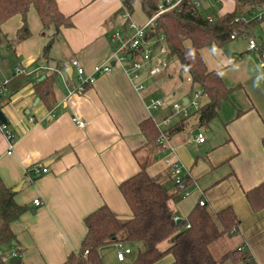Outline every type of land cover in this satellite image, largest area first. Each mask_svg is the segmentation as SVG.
Wrapping results in <instances>:
<instances>
[{
    "label": "crops",
    "instance_id": "0c3cea01",
    "mask_svg": "<svg viewBox=\"0 0 264 264\" xmlns=\"http://www.w3.org/2000/svg\"><path fill=\"white\" fill-rule=\"evenodd\" d=\"M56 1L72 25L61 29L49 60L43 58V48L53 32H43L33 8L27 14L30 36L26 40L15 42L23 27L21 15L2 25L11 45L0 47L5 57L0 61V86L14 76L16 68L24 74L2 111L17 142L8 155L9 144L0 128V178L13 192L21 187L14 192L15 201L28 207L11 224L17 245L8 250L7 264H63L79 253L87 234L85 219L102 206L119 218H130L132 213L119 187L138 174L143 163L150 178L171 195L168 208L176 221L186 219L200 201L212 213L229 207L234 210L239 226L211 244L215 259L241 250L253 264H264V210L254 212L246 197L264 183V59L260 54L264 21L249 36L232 39L226 47L202 50L208 69L217 70L225 86L232 89L217 117L202 126L192 108H188V119L172 109L174 103L186 104L199 89L183 80L187 75L180 74L179 62L157 78L140 79L138 83L145 89L139 92L129 75V63L111 61L117 48L113 36L118 32L125 38L133 35L119 16L123 0ZM204 1L206 18L239 15L238 0ZM244 17L248 19V15ZM249 38L256 39L260 51L248 50ZM75 59L87 74L96 66L110 64L114 69L96 76L84 93H73L78 80L71 65ZM59 64L64 68L59 69ZM46 80L51 81L52 90L48 100L35 90ZM151 99L166 102L164 117L160 111L149 110ZM202 103H207L206 95ZM166 118H170L169 127L161 125ZM76 119L84 122V127H78ZM149 120L160 134L152 143L147 142L141 127ZM199 128L205 134L201 145L195 139ZM164 133L166 139L159 143ZM175 161L183 165L188 196L178 190L172 177L170 167ZM37 164L47 167V173H37ZM36 199L39 206L34 204ZM120 246L131 250L124 261L117 257ZM171 246L169 239L158 249L165 251ZM143 249L142 243L123 242L99 248L98 255L102 264H132ZM14 256L19 263L10 262ZM173 261L169 254L155 264Z\"/></svg>",
    "mask_w": 264,
    "mask_h": 264
},
{
    "label": "trees",
    "instance_id": "16d2710c",
    "mask_svg": "<svg viewBox=\"0 0 264 264\" xmlns=\"http://www.w3.org/2000/svg\"><path fill=\"white\" fill-rule=\"evenodd\" d=\"M160 1L123 0V3L131 15L134 13V5L139 3L149 20L159 11ZM238 2L241 6L240 16L228 14L209 22L194 6V0H184L178 9L159 16L155 26L147 33V38L156 42L161 36L165 37L170 54L179 62L180 74L189 76L193 85L198 84L206 95L207 103L195 113L202 126L217 117L221 104L231 96L232 91L225 86L217 70L215 72L208 69L202 50L214 46L226 47L232 41L234 32L238 37L249 36L250 31L259 24L246 22L244 15L250 6L242 1ZM31 8L38 13L43 32H53L43 48V58L49 60V53L55 40L60 37L61 29L72 25L70 17L61 12L56 0H0V47L3 44L11 45L2 31V25L17 15L23 17V27L18 31L15 42L29 38L27 14ZM237 17L242 19L237 22ZM260 54L262 57L263 52ZM58 68L64 67L59 64ZM22 77L21 74H14L7 86L8 93H0L1 111L12 100L16 92L14 88H18L19 79ZM50 88L49 80L35 86V90L45 100L52 94ZM141 127L147 142L152 143L159 138V131L150 120L142 123ZM262 144L264 147V137ZM119 189L132 216L128 219L119 218L107 206L89 214L85 219L87 234L79 253L71 255L63 264H102L98 255L99 248L123 242L144 245V249L138 252L132 264H155L169 254L174 258L172 264H226L229 261L253 264L249 254L241 250L228 252L220 259H215L211 254V244L239 226V220L231 207L212 213L199 203L186 219L177 224L178 221L168 208L171 195L150 178L144 163L141 171L122 182ZM15 194L0 178V264H7L8 250H13V245H17L11 224L28 209L15 201ZM246 197L254 212L264 210V183L247 192ZM169 239L172 240V246L160 251L158 245Z\"/></svg>",
    "mask_w": 264,
    "mask_h": 264
},
{
    "label": "built area",
    "instance_id": "2783aa9c",
    "mask_svg": "<svg viewBox=\"0 0 264 264\" xmlns=\"http://www.w3.org/2000/svg\"><path fill=\"white\" fill-rule=\"evenodd\" d=\"M183 1L184 0H161L159 5V11L151 19H149L144 26H138L135 22H133L132 15L129 13L128 10H126L124 3H122V8L119 13V16L121 17V19L126 21L127 27L133 31V35L130 38H125V35L122 32H118L113 36L112 41L114 44H118V47L116 48V52L112 55L111 61L114 60L115 63H119L121 65L123 63H129V66L131 67L130 73L128 70L127 71L131 77V80L135 84L136 90L139 92L145 89V85L142 82L138 83L140 79H143L145 77L155 78L168 71L174 65L178 64L177 58L170 54V51L165 44V37L161 36L158 39V42H156L155 40L148 39L147 33L152 27L155 26L156 19L159 18V16L174 9H178ZM239 1L247 3L250 6V9L246 14L248 15V19L247 17H244L246 19V22L250 21L261 23L264 21V0ZM200 5L201 0H194V6L196 8L199 9ZM207 19L209 20V22H214L216 20L213 17H208ZM241 19V17H237L236 21L238 22ZM231 38L234 40L238 38V35L234 32ZM260 48L261 47L257 43L256 39L249 38V51H258L260 50ZM262 52V58L264 59V47L262 48ZM130 55L131 58H129ZM71 65L73 68L76 69L78 75L77 85L75 86L74 91H72L73 93L77 94L84 93L89 86L93 85L96 81V76L110 74L114 69V67L110 64L106 66H96L92 73L87 74L78 60H73L71 62ZM56 72H58V70ZM20 74L22 75L24 74V72L16 68L15 75L18 76ZM183 80L193 85V81L189 76H187V78L185 77V79ZM9 83L10 79L4 80L3 84L0 86L1 94L8 93L7 86ZM195 86L199 89L193 91L192 98L187 99L186 104L174 103L172 105L174 113L180 115L184 119H188L189 117H191V113L188 110L189 107L192 108L195 113L199 112L203 107L202 100L205 95L202 89L198 86V84H195ZM166 106L167 104L164 100L151 99L148 108L149 110H154L156 112L160 111V115L164 117L166 115V112L164 110L167 109ZM170 122V118H166L163 120V123L161 125L169 127ZM75 123L78 127L81 128L85 125L84 122L79 121L77 119ZM0 128L1 131L4 133L9 144L10 150L7 152V154L11 155L12 149H14L13 146L17 142V135L12 131V129L7 123H2V125H0ZM165 139V136L161 134V137L158 142L163 143ZM195 139H197L196 142L198 145H201L205 142V134L202 129L199 128ZM170 169L178 190L180 192H183L184 196H188V182L184 176L183 165L179 161H175L172 162ZM34 170L37 173H47L48 168L44 167L43 164H37ZM34 204L36 206H39L41 204L40 200H34ZM200 205L205 206V202L200 201ZM188 227L189 225H187V228ZM119 250L120 251L117 254L119 261H124L126 255L131 253L130 249L124 248L122 246H120Z\"/></svg>",
    "mask_w": 264,
    "mask_h": 264
},
{
    "label": "rangeland",
    "instance_id": "374dc122",
    "mask_svg": "<svg viewBox=\"0 0 264 264\" xmlns=\"http://www.w3.org/2000/svg\"><path fill=\"white\" fill-rule=\"evenodd\" d=\"M204 0H201V5H200V8H199V10L204 14V15H206V12H204L203 11V4H204ZM18 16V15H17ZM133 22H134V20H135V22L136 23H138V24H145L146 22H147V20H148V18H146V16H145V14H144V12H143V10H142V8H141V5L139 4V3H136L135 5H134V13H133ZM9 21V20H8ZM144 26V25H143ZM116 45V47H118V44H115ZM0 64H2L1 62H0ZM1 75V74H0ZM162 75V74H161ZM160 76V75H159ZM159 76H157V77H159ZM157 77H155V78H157ZM181 91H178V94L180 93ZM174 100L176 101V100H178V98L176 97V98H174ZM170 108H171V106H170ZM164 136H166L167 134L166 133H164L163 134ZM110 257H112V255L110 256ZM128 262L129 261H127L126 263H124V264H128ZM109 264H116V262L115 261H109ZM117 264H118V262H117Z\"/></svg>",
    "mask_w": 264,
    "mask_h": 264
},
{
    "label": "water",
    "instance_id": "95a60500",
    "mask_svg": "<svg viewBox=\"0 0 264 264\" xmlns=\"http://www.w3.org/2000/svg\"><path fill=\"white\" fill-rule=\"evenodd\" d=\"M226 52L229 54V56H231V54L229 53L228 50H226ZM129 58H131V55L129 56ZM5 60V57H3L1 54H0V61H4ZM69 73L71 75L72 71L69 70ZM0 121H2V123H8L7 121V118L6 116H4V113L0 110ZM21 187H18V189H15L14 192H16L17 190H19ZM181 223V220H178V223L177 224H180ZM11 263H19V260L17 258H12L10 260Z\"/></svg>",
    "mask_w": 264,
    "mask_h": 264
}]
</instances>
